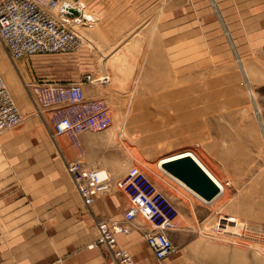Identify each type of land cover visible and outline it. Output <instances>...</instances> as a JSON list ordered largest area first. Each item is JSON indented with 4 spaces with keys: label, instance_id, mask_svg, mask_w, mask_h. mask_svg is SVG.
Returning a JSON list of instances; mask_svg holds the SVG:
<instances>
[{
    "label": "rangeland",
    "instance_id": "374dc122",
    "mask_svg": "<svg viewBox=\"0 0 264 264\" xmlns=\"http://www.w3.org/2000/svg\"><path fill=\"white\" fill-rule=\"evenodd\" d=\"M78 1L96 23H71L81 39L75 52L12 61L0 41V76L23 116L12 130L27 122L40 128L65 175V164L76 159L110 177L139 168L175 206L180 229L174 232L197 239L205 263L264 264V4L140 0L131 27L105 16L117 1ZM86 76L110 79L108 85L84 84L105 104L111 127L51 139L54 107L42 105V90ZM186 151L221 183L207 171L222 190L213 206L159 170L162 161ZM112 193L121 195L114 188L106 194ZM195 207L218 213H203L202 222ZM187 213L192 223L184 220ZM218 218L234 229L215 233Z\"/></svg>",
    "mask_w": 264,
    "mask_h": 264
},
{
    "label": "crops",
    "instance_id": "0c3cea01",
    "mask_svg": "<svg viewBox=\"0 0 264 264\" xmlns=\"http://www.w3.org/2000/svg\"><path fill=\"white\" fill-rule=\"evenodd\" d=\"M110 1H117L118 6L108 10L105 16L116 19L119 25L127 26L129 23L132 27V18L137 17L135 7L140 0ZM74 2L75 7L81 6L77 8L79 16L74 22L85 21L84 26L95 24L94 16L85 5L78 0ZM247 2L264 4V0ZM33 72H37L36 68ZM83 90L87 99H96L90 85L84 84ZM198 160L219 182L215 173L199 157ZM96 165L94 162L91 166ZM119 176L112 174V181L118 180ZM218 198L209 205H203L213 206ZM80 202L40 128L27 122L0 136V264H52L59 260L64 264H114L103 247L88 249V246L96 238L93 228L96 221L122 219L128 207L125 196L116 193L101 195L86 210ZM195 210L202 222L205 218L200 215L203 213L212 218L218 213L198 207ZM184 220L192 223L190 213ZM147 230L148 227L138 218L129 233L117 236V247L129 252L135 264H158L144 241ZM168 235L174 250L159 264H207L200 259L203 251L197 250L200 246L197 239H186V233L170 232Z\"/></svg>",
    "mask_w": 264,
    "mask_h": 264
},
{
    "label": "built area",
    "instance_id": "2783aa9c",
    "mask_svg": "<svg viewBox=\"0 0 264 264\" xmlns=\"http://www.w3.org/2000/svg\"><path fill=\"white\" fill-rule=\"evenodd\" d=\"M69 2L58 0H1L0 41L12 61L33 55L71 54L81 46V39L71 28L67 9ZM64 18V19H62ZM107 85L106 77L86 76L84 82L67 85L48 84L41 93L42 105L53 106L50 138L75 136L81 133H101L111 127L112 119L102 100H89L83 85ZM23 116L15 105L0 76V136L18 127ZM84 207H91L96 199L117 190L128 201L120 221H99L95 224L96 238L88 249L105 247L116 264H135L132 257L117 247V236L129 233L136 219L148 227L144 241L160 263L172 254L174 248L170 232L179 230L178 211L168 198L137 167L115 182L101 168H90L81 160L64 166ZM234 229L217 219L215 233ZM52 264H64L59 260Z\"/></svg>",
    "mask_w": 264,
    "mask_h": 264
},
{
    "label": "water",
    "instance_id": "95a60500",
    "mask_svg": "<svg viewBox=\"0 0 264 264\" xmlns=\"http://www.w3.org/2000/svg\"><path fill=\"white\" fill-rule=\"evenodd\" d=\"M69 14L77 15V11L67 9ZM172 160L158 165L159 170L202 203H213L222 193L217 182L209 175L204 167L189 153H182Z\"/></svg>",
    "mask_w": 264,
    "mask_h": 264
},
{
    "label": "bare ground",
    "instance_id": "6f19581e",
    "mask_svg": "<svg viewBox=\"0 0 264 264\" xmlns=\"http://www.w3.org/2000/svg\"><path fill=\"white\" fill-rule=\"evenodd\" d=\"M58 2H60V3H62V2H64L63 0H58ZM70 3V4H69ZM69 5L71 6V8L72 9H74V10H76L74 7V4L71 2V1H69ZM77 11V10H76ZM78 12V11H77ZM78 15L77 16H79V12L77 13ZM62 19H64V18H62ZM65 20V19H64ZM67 20H69L68 22H69V24H70V26H71V23H73L74 22V20L75 19H71V18H69V19H67ZM107 79H108V83H107V85L110 83V79L108 78V77H106ZM187 153V152H186ZM177 157H180V156H176L175 158H177ZM175 158H172V159H175ZM172 159H170V160H172ZM165 161H168V160H165ZM164 161H162L161 163H163ZM181 185V184H180ZM221 189V188H220ZM176 221H177V219H176ZM177 224H178V222H177Z\"/></svg>",
    "mask_w": 264,
    "mask_h": 264
}]
</instances>
